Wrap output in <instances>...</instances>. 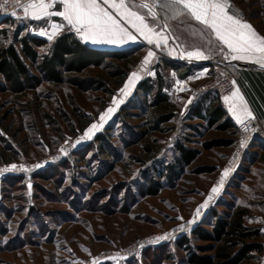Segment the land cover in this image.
Wrapping results in <instances>:
<instances>
[{"label": "rangeland", "instance_id": "obj_1", "mask_svg": "<svg viewBox=\"0 0 264 264\" xmlns=\"http://www.w3.org/2000/svg\"><path fill=\"white\" fill-rule=\"evenodd\" d=\"M230 2L241 9L238 16L264 36V0ZM154 9L164 24L175 22L191 42H201V33L187 16L172 18L173 9L163 7L162 0H156ZM42 25L2 17L0 44L12 41L15 32L28 33L48 40L36 47L42 52L54 39L39 35ZM188 29L195 34L188 35ZM149 51L153 49L137 47L132 57L136 63L127 77L140 71L145 77L148 68L142 61ZM225 54L213 62L227 61ZM164 57L163 51L157 53L151 66ZM36 64L30 67L36 80L24 89L12 91L0 76V264H189L176 239L185 235L192 247L205 244L191 230L197 225L209 229L211 210L222 216L238 206L247 209L244 223L259 228L264 244V164L241 159L249 141L235 151L237 130L231 133L190 117L188 108L194 100L212 96V90L179 91L173 95L174 116L161 130L148 131L147 99L139 91L134 95L135 86L124 83L113 94L106 92L105 66H91L50 83ZM162 71L172 83L171 72L164 67ZM209 80L210 75L201 86ZM109 108L115 111L109 113ZM93 124L97 127L86 135ZM97 133L102 140L94 139ZM219 138L234 141L229 146L203 147ZM175 143L199 153L177 180L164 182L155 195H144L150 181L158 180L152 171L173 162ZM144 144L152 151L147 152ZM253 150L258 157L261 149ZM201 167L213 170L198 172ZM171 226L172 235L165 232ZM154 233L164 239L143 242L129 251L137 238ZM263 250L247 263L264 264Z\"/></svg>", "mask_w": 264, "mask_h": 264}, {"label": "trees", "instance_id": "obj_2", "mask_svg": "<svg viewBox=\"0 0 264 264\" xmlns=\"http://www.w3.org/2000/svg\"><path fill=\"white\" fill-rule=\"evenodd\" d=\"M47 42L48 40L39 36L15 32L12 41L0 44V76L12 91L24 89L36 80L30 67L33 62H37L42 77L50 83H60L66 75H79L91 66H105L109 80L102 81V86L106 92L113 94L114 90L124 83L131 66L136 63L135 58H132L136 47L126 50L91 47L83 43L69 28L55 36L44 51L38 52L36 47ZM159 63L166 69L178 71L177 76L180 78L188 71L181 64L164 57L161 58V62L153 64L154 78L145 76L136 83L133 94L139 91L147 99L146 108L150 117L148 131L153 128L161 130L162 124L175 114V104L162 90L167 83V76ZM109 83L112 86H109ZM205 95L207 94L188 108L190 117L206 120L209 126L217 125L221 129H231V133H236L235 125L222 109L219 97L215 93L212 96ZM101 137L102 134L97 133L94 139L102 140ZM233 141V138H219L204 142L203 147L208 149L214 146H229ZM144 147L147 152L152 151L148 144H144ZM175 149L177 155L173 162L161 164L152 171L158 180L150 181L142 191L144 195H155L164 182L172 183L177 180L199 153L198 149L180 143H175ZM211 170L212 167L197 169L198 172ZM247 213L245 207L239 206L222 216L211 210L209 213L211 218L206 222L210 228L197 225L191 230L193 237L205 244L192 247L190 238L185 235L179 236L176 244L186 251L189 264H248L255 253L263 250L264 244L260 239L262 234L259 228L244 223ZM204 252L211 253L203 254Z\"/></svg>", "mask_w": 264, "mask_h": 264}, {"label": "snow or ice", "instance_id": "obj_3", "mask_svg": "<svg viewBox=\"0 0 264 264\" xmlns=\"http://www.w3.org/2000/svg\"><path fill=\"white\" fill-rule=\"evenodd\" d=\"M155 3L156 0H152L151 5L145 0H27L26 3H21V0H0V12L17 16L16 11L7 13L5 10L9 5L13 7L19 5L24 17L17 16V19H35L49 22L53 16L61 17V23L49 24L52 28L51 33H40V35H47L49 40L65 26L64 22H66L70 30H74L84 41H90L92 44L118 45L130 41L135 42L136 36L129 31L128 27H125V24H128L148 44H155L157 48H160L162 42L165 45L167 44V37L163 31L156 32L155 27L150 25L146 15H142L139 11L140 9H148L147 16H150L154 25L157 15L153 10ZM56 5H60L62 10H54ZM162 6L173 9L174 15L172 18L186 12L191 18L211 29L229 52L234 53L231 56L232 60L264 62V37L258 35L252 25L245 22L242 16L233 15L229 12L231 5L228 0H162ZM109 8L113 9L115 14H113V11H109ZM164 27L166 28L167 25ZM225 55L227 56V54ZM153 56L154 52L149 51L144 64H147L149 58ZM186 56L189 60L208 58L201 51H189ZM262 66H264V63H262ZM136 75V73H132L133 77ZM233 83L235 82L233 81ZM224 99L226 101L232 99L243 101L238 89L232 92L231 97L226 96ZM238 107L237 104H233L230 111L240 124H244L245 119H254L246 106L239 111L237 110ZM107 111L111 113L115 109L109 108ZM101 119H104V116ZM96 127L97 125L93 124L86 135H89ZM244 131L247 132L248 128L245 127ZM245 142V140H242L241 146ZM16 167V165H11L12 169H16ZM8 170L7 168L4 169L5 172ZM227 175L228 171L225 170L224 176ZM220 183H223V177ZM211 191L216 193L218 189L214 187ZM158 239H164V237Z\"/></svg>", "mask_w": 264, "mask_h": 264}, {"label": "crops", "instance_id": "obj_4", "mask_svg": "<svg viewBox=\"0 0 264 264\" xmlns=\"http://www.w3.org/2000/svg\"><path fill=\"white\" fill-rule=\"evenodd\" d=\"M145 2L149 3L150 5L152 2L145 0ZM107 7V6H105ZM182 7V6H181ZM62 10V7L60 5H56L54 10ZM136 10V9H134ZM154 11L156 9L153 8ZM109 11H113V14H115L114 10L109 8ZM142 15H146V18L148 19L150 25L155 27L156 32L163 31L164 35L167 37V44L165 45L163 42L161 43V47L157 48L155 44H148V42L130 25L125 24V27H128L129 31L136 36L135 42H128L126 44H118V45H110V44H92L90 41H84L74 30L75 34L80 38V40L85 43L88 46L95 47V48H101V49H107V50H126L130 48H151L153 49L154 56L149 58V62L147 64H144V61H142V65L145 69H147L144 74L145 76H149L151 78H154L155 76V70L153 68V65L151 66L152 62L154 61L156 54L163 51L167 58L170 60L181 64L183 68L188 69L186 74L180 78L177 76V72L173 69L168 68V72L170 74L169 77L173 78L174 80L172 83L170 82V78L167 77V83L163 86V92L167 93L171 99V101L176 104L173 100V95H177L179 91H188L189 89L194 87L196 88V91H202L204 89L203 84L204 81L209 77L210 72H208V69L211 68L209 63H214L213 61L217 58L221 57V54L223 52H226L227 54V61L231 65L234 75H235V89L239 90L240 95L243 97V101H238L235 99L226 101L224 98L226 96L231 97V94H227L222 99H220V104H224V106L221 105L222 109L225 110L227 117H229L230 121L235 125V128L237 130V125L239 122L237 121L236 117L233 115V113L230 111V108L233 106V104H237L238 111L245 106L247 107L248 111L252 113V115L256 116L263 125V130L261 133L254 135L252 138L249 139V143L247 145L246 153L242 156V160H248L251 163L254 159H257L258 161H261L262 164H264V66H262V63L264 62H255V61H245V60H232L231 56L234 55V53H230L229 50L221 41L218 40L215 33L207 28L205 25L201 24L200 22L196 21L194 18H191L190 15H188L186 12L183 14L187 16L188 20H190L193 23V27H195L198 31V33H201V42H191V38L186 37L183 32L179 31L176 26L175 22L164 24L162 19L159 15H156L155 24L153 25V22L150 18V16H147L148 9H140L139 10ZM24 17V16H23ZM119 18V17H118ZM30 21H42L43 25L40 26L39 32H47L51 33L52 28L49 26L50 23H61L62 18L61 17H51L49 22H46L45 20H35V19H27ZM244 20V19H243ZM177 21V20H176ZM247 22L246 20H244ZM57 31L56 35H58L61 31L65 30L66 28H69L66 25ZM123 23V22H122ZM249 23V22H247ZM250 24V23H249ZM167 25L165 28L164 26ZM252 25V24H251ZM253 27V25H252ZM255 30V28L253 27ZM189 34H195V30L188 29ZM201 31V32H199ZM256 31V30H255ZM257 32V31H256ZM258 35L261 37H264L262 34L257 32ZM40 35V34H39ZM55 35V36H56ZM44 37H47V35H42ZM54 36V37H55ZM200 39V36L197 37ZM209 43H212L213 46L211 47ZM223 49V51H221ZM189 51H201L204 53L207 59L202 60H189L186 56L187 52ZM159 62L161 60L159 59ZM141 65H139L140 67ZM142 67V66H141ZM144 77L143 73L140 71V73L130 78L129 76L125 80L124 84L129 85V88H132L136 85V83L141 80ZM132 81L131 83L129 81ZM199 85V87H198ZM233 91V92H234ZM197 101V100H196ZM195 102V100H194ZM190 103L187 102L186 105ZM260 148V153L258 154V157L255 156V152H253V149ZM249 149V150H248ZM250 154H253L251 157Z\"/></svg>", "mask_w": 264, "mask_h": 264}, {"label": "built area", "instance_id": "obj_5", "mask_svg": "<svg viewBox=\"0 0 264 264\" xmlns=\"http://www.w3.org/2000/svg\"><path fill=\"white\" fill-rule=\"evenodd\" d=\"M27 0H21V3H26ZM231 7L229 8V12L233 15H240L241 9L239 6L234 3L230 2L229 3ZM7 13H11L13 11H16L17 16L23 17L24 13L19 5H16L13 7L12 5H9L6 10ZM17 16H12L10 14H5L4 12H0V18L2 17H11L14 19H17ZM235 76L232 71V68L230 67L228 61L221 59L216 61L212 66H211V72H210V80L204 85L205 88L212 90L220 99H222L224 96L227 94H230L234 91L235 89ZM224 106V104H221ZM254 119L248 118L245 119L244 124H238L237 125V144L235 147V151L239 149V151L242 150V148L246 145V143L249 141L250 138H252L254 135L259 134L263 130V125L261 121L254 115H252ZM247 127L248 131L245 132L244 128ZM245 140L246 142L244 143L243 146H241V141ZM68 148V145L66 146ZM239 153V152H238ZM2 168L0 167V170ZM217 195L216 193H213L212 196L215 197ZM167 234H173L174 233V227H169L168 229L165 230ZM160 234H149L146 235L143 238H137L135 242H133L132 245L128 247L129 251H132L137 248L138 245H140L143 242H151L154 241L156 238H159ZM263 255H264V250H263Z\"/></svg>", "mask_w": 264, "mask_h": 264}]
</instances>
